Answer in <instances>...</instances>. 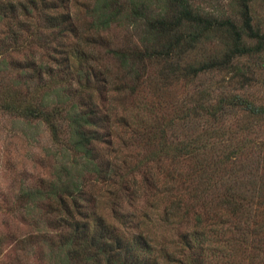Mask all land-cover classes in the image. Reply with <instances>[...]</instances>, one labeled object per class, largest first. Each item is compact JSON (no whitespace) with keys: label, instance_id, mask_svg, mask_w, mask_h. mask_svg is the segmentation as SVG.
<instances>
[{"label":"trees","instance_id":"obj_1","mask_svg":"<svg viewBox=\"0 0 264 264\" xmlns=\"http://www.w3.org/2000/svg\"><path fill=\"white\" fill-rule=\"evenodd\" d=\"M0 54V110L51 138L50 176L20 190L55 212L34 242L49 264H207L229 233L245 247L264 190L246 189L260 174L235 164L248 150L233 142L264 104L199 79L254 68L264 85V0H0ZM177 85L193 100L166 99ZM232 110L251 122L239 135L222 122Z\"/></svg>","mask_w":264,"mask_h":264},{"label":"rangeland","instance_id":"obj_2","mask_svg":"<svg viewBox=\"0 0 264 264\" xmlns=\"http://www.w3.org/2000/svg\"><path fill=\"white\" fill-rule=\"evenodd\" d=\"M53 44L46 47L51 50ZM32 45L23 46L21 49L23 56L31 54L32 57L42 58L44 62L49 61L47 51H44L42 46L33 49V53ZM2 57L3 55L0 54V60ZM8 69V65H0V77L5 76ZM222 74L219 76L205 74L199 81L203 85L217 82L219 86H222L219 90L223 92H226L228 88H239V92L247 99L256 104H264V85L261 82L259 71L251 69L245 79L240 78L238 73ZM212 76H214L213 79H211ZM191 90V86L183 91L182 87L177 85L172 87L164 97L171 100L177 99L175 102L178 104L182 98L188 97L189 100H193V96L190 97ZM163 110L167 112L168 107H164ZM241 115L237 110L226 114L222 120L224 127H228L229 131L239 135L242 128L251 124ZM250 126L252 129L247 133L244 141L240 137L233 139L235 145L243 144L248 150L246 156L235 164L247 167L253 165L258 168L256 174L260 176L253 178L248 175L250 178L248 179L247 176L244 179V185L249 191L256 187L264 190V168L260 170L262 166L260 160L264 157V121L253 123ZM50 143L51 138L44 123L35 120L24 121L14 114L0 110V264L50 263L47 258L43 257V254L48 251L47 247L40 241L34 242L44 234L53 235L55 233L52 226L55 212L52 213L50 208L46 207L30 210L25 201L20 198V190L23 186H36L44 178L50 176L55 160L53 156L46 155L44 151ZM257 144L262 146L255 149L254 146ZM125 151L128 163L123 167V171L127 170V167L131 168L136 159L144 156V150L136 146L132 150ZM120 167L122 168V164ZM99 184L101 183L98 182L96 187ZM258 210L261 211L257 212L250 221L249 227L251 226L252 233L245 247L241 250L235 249L232 243H237L236 234L229 233L226 235L228 243L226 255L217 248L214 258L207 264H264V207ZM220 240L218 236L217 245H220Z\"/></svg>","mask_w":264,"mask_h":264}]
</instances>
